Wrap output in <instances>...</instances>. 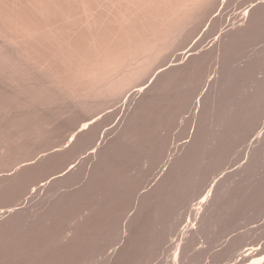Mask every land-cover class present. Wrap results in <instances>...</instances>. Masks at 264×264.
<instances>
[{
    "label": "bare ground",
    "instance_id": "bare-ground-1",
    "mask_svg": "<svg viewBox=\"0 0 264 264\" xmlns=\"http://www.w3.org/2000/svg\"><path fill=\"white\" fill-rule=\"evenodd\" d=\"M221 2H222V4H221ZM221 2H220V0H0V65H2V64L8 65V66H6V67H8V70H9V65L12 66L13 69L16 67V68H18V73H20V74H23L22 72H19V71H22V69H20V67L26 69L27 71H29V70L31 71V72L29 71L30 74H25L26 73L25 72L24 73L25 77H23L24 74L21 77V78H26V75L28 77H30V75H32V77L29 78L30 82H29V79L27 80V78H28L27 77L26 80L29 83H26L25 85H23L21 87L19 86V91H17V88H16L14 96L23 100L27 107H32V109L34 108L33 110H36V111H38V110L39 111L40 110L45 111L46 110V114L43 112H42V114L43 115L48 114L49 116H50V112L54 113V116H55V112L57 113L58 110L61 111L60 113L64 114V115H65V113L72 111L71 115H73V111H75V110L79 111V109L87 110L89 112V114H92V116H93V113H90V112L95 113V109H97L101 106L108 105L113 100L120 99L126 92L130 91L129 93H131L132 88H135V89H134V91H132V93L130 95L125 94L127 99L124 101V105L122 104V106H124L123 107L124 111L127 108V104L132 103L138 97L139 98H141V97L146 98L147 99L146 101H156V102L159 101L160 102V101H162V99H164V97L167 94H169V93H167L168 92V85H169V84H167V82L169 83L170 81H172V83L176 84V81H177L176 78L178 75H180V73H182V75L184 74L185 77H188V79L185 78L186 81L184 80V77L182 78V80H184V81L181 82L182 83L181 86L179 85L180 86V89L178 90L179 92H178V94H175V96L173 95L172 98L174 101H180L181 102L180 110H183V112L188 110V113H189V110L191 109V111L195 110V112H192V113H195V115H196L197 113L199 114V112L203 111L207 117V119L205 120L204 123L201 124V126L198 125L199 126L198 130H195L192 133L191 139L189 141L185 140L184 142H181V144H177L175 142L172 143L171 140H167L163 145H160L158 143V140H160V139H158L159 138V132H160L159 127L160 128L162 127L164 117H166L167 108L169 109L172 107L171 104H169V105L165 106L162 111H160L159 116H156L157 123L155 125L153 123V126H155L154 127L155 129L152 128L153 129L152 130V129H149L148 126H145L149 130V131L146 130L147 133L151 131V134H149L147 136V133H144L145 131H142L143 128H145L144 126L140 127V125H138V126H136L137 128L135 126H133L134 128L132 127L131 129L129 126H128L129 128L124 126L122 131L120 132V130H119L117 137L114 138V140H113V141H115L114 145L112 144V141H111V144L114 147H112L111 144L110 145L106 144L107 147H104L105 146L104 144L107 142L106 140L108 139V136L110 134H112L111 133L112 127L110 128L108 126H110V120L113 118L112 117L113 115L112 116H111V114H109L110 116L106 115V117L102 118L101 120H95V119H93L94 116L92 118V116L89 117L90 115L84 116V118L81 119V122L83 120L82 125L79 126L78 128H76L77 131H75V130L73 131L74 132L72 135L73 139L71 141H69V143H71V144H69L68 147H69V149H73V150H74V148L77 149L76 147H78V146H79V148L81 147L80 149H84V150L86 149L84 153L80 154V155H82L81 158L79 157L80 160L81 159L82 160L83 159L88 160V159L93 158L96 160V162L98 161L99 163L105 164L108 161V159L110 161H112L113 157H114L113 161H116L117 160L116 154H118L120 149L127 151L129 153H130V151H132V153H133V152H135L134 149L136 150L137 147H139L138 149H140L141 147L143 148V146H141V143H142V145H144L146 141H149V144L153 145V146H151L153 149L149 150V151H151L150 152L151 154L149 153L151 156L149 155L150 157L148 158L151 163H149L146 160L149 164H151L150 169H149L150 173L153 172L154 170H157L158 168H160V165L162 163L163 164H162L160 170L157 171V173L155 172V176L153 175L154 176V179L152 180V181H154V183H153L154 186L152 187L153 190H150L148 192L143 191L144 193L138 195L137 200H136L137 201L136 208L141 209L143 211L146 208L150 209L151 207L153 209H155L156 211H158L157 208L158 209L161 208V209H159L158 213L156 211L155 212L153 211L154 212L153 213L152 212L153 209L149 212L150 213L152 212L153 215L155 213H157V215H159V212L163 211L162 214L163 213L164 214L161 216H166V219L167 218L170 219L171 218V215H170L171 211H174L175 210L174 208H176L177 206H180V205L182 206L184 204H189V202L191 201V199H190L191 196L190 195L188 196L189 193L191 194L190 190L192 189V191H194V190L196 191V189L199 187L198 195L202 196L204 194V196L201 197L202 199L200 198L201 200L198 203L200 205L199 209H201V211L198 213V215L200 214V220L203 218V221L201 220V222H202L201 228H203L204 226L208 227L211 225V223H214V222L218 223L217 217L219 215L216 216V214H217L216 212L218 211V213H219L220 207L222 208V206L224 204V200L226 199L227 189L231 185L234 186L235 184H237L238 177H240V178L247 177V179H248L250 174L255 175L254 171H256V170H254V169H255V166H257L256 165L257 161L259 159H260V161H262L264 159V50L262 52L258 51L259 53H262V55L260 54V56H259V54H257L256 59H254V60H256L257 64L259 63L258 69L259 68L261 69V71L258 70L259 73H261V75L259 74L260 75L259 77H256L257 75L254 72L250 77V75H249L250 73H248V71H249L248 69H250V68L245 66L244 69L242 68L244 70V72L238 71L239 73L234 74V75H228L227 74L228 77L229 76L231 77L230 79L232 81H227L229 79L228 77H226L228 79L225 80L224 76H226V74L223 75L222 71H221L222 75H220L221 74L220 70H222V69H220L218 71L220 76H217L218 75L217 74L218 72H217L216 75L214 74L213 77L211 75H208V79L205 81V79H206L205 77H207L206 74L208 72L203 70L204 67L206 65H208V63H210L214 59H221L222 58L226 62L227 56H229V54L231 52L238 49L239 45L243 44L244 42H246V43L249 42L253 37H255V34H258L257 32H259L258 35H261L260 32H262V30H263L262 28H264V0H247V1L240 0L237 4V6H238L237 9L241 10L243 7H244V9H242L234 18L232 17V19H229L228 21L225 20L226 18H224V15H223L224 10H222V9L231 6L232 3L234 2V0H223ZM221 6H223L222 9H221ZM219 11H220V13L217 14V12H219ZM226 11H230V9L226 10ZM206 19H208V22H209V27H208L209 32H207L206 35L209 37H214L213 40H211V41L208 40L209 41L208 44L211 45L209 48L210 50L206 48L207 52L203 51L204 52L203 55H202V53L201 54L199 53L202 51L201 46H202V43H204L206 41V39H205V41L201 42V44H195L194 43L195 45H193L191 47V49L188 48V51H186L187 50V48H186V50L182 51L183 53L182 52L178 53L176 55L175 59L170 61V63L167 62L166 64L159 65L160 62L165 58V56L167 57L168 53L171 52L172 49H174V46L178 45L179 42H181L180 44L183 45L182 41L183 40L187 41L188 38H190V36H192L191 34L187 33L189 28H193V27L195 28L198 24L202 23ZM225 23L227 24V26L222 29V27L224 26ZM198 27H199V25H198ZM198 27H196V28H198ZM228 27H230V30H226ZM262 39H264V38H262ZM262 49H263V47H262ZM256 50H258V49H256ZM253 58L254 57H252V59ZM185 59L188 60V63L186 65H182V63H183L182 60H185ZM180 61H181V63H180ZM244 61H245V59H244ZM250 62H251V60H250ZM256 62H255V64H256ZM14 64H17L18 67H17V65H15V67H14L13 66ZM243 64H245V62ZM245 65H247V64H245ZM251 66H253V65H251ZM4 67L5 66H3V68ZM16 68H15V71L13 69H10V70H12V72L13 71L17 72ZM4 69H6V68H4ZM155 69H156V71H155ZM153 70H154V75H156V78L154 80H152L153 82L151 81L152 84H150L151 82L150 83L148 81L146 82L145 78H148V75ZM23 71H25V70H23ZM3 72L4 71H2V73ZM5 74H7V72ZM8 74H9V72H8ZM151 74L153 75V73H151ZM10 75H6V76L10 77ZM14 75L16 77V73H15V74H12L11 75L12 77L9 79L11 80V84L14 83V85H16L17 83H15V82L17 81L18 78L16 80H14L15 82H13L12 78L14 79V77H13ZM166 75H168V76L166 77ZM182 75H180V76L182 77ZM2 76H5V75L2 74ZM6 76H5V79L8 78V77L6 78ZM17 76H18V74H17ZM164 76L167 79L166 78L164 79ZM180 76H178V79H180L179 78ZM248 76L250 78H252V76L254 77V80L251 81V83H252L251 85L242 87L243 84L242 85L240 84L241 87H239L240 85L237 86L239 83V81L237 83L238 79H240L241 77L244 78V77H248ZM152 77H151V79H152ZM162 79H164V80L162 81ZM10 80L6 81L7 84L10 83ZM23 80H25V79H23ZM19 81H17L18 84L20 83ZM142 81H143V83H142ZM173 81H175V82H173ZM148 83L150 85L147 86ZM11 84H9V85H11ZM23 84H24V82H23ZM166 84H167V86H165ZM14 85H12V86L14 87ZM202 85H204V87ZM245 85H247V82ZM5 86H7V85H5ZM165 87L167 88V92H166ZM169 87H171V85ZM171 88H169V91ZM199 89H201V92L198 93ZM12 90L9 89V92L11 93ZM12 94L13 93L9 94V96H12ZM167 97H168V95H167ZM123 98L124 97H122L121 99H123ZM5 99L7 100L8 98H5ZM10 100L13 101L14 99L12 98ZM10 100H9V102H10ZM21 100H20V102H23ZM16 101H18V100L16 99ZM174 101H172V102H174ZM17 103H16V105H17ZM113 103H115V102H113ZM9 105H11V104H9ZM16 105H13L14 106L13 108H15ZM21 105H23V104L20 103V107H21ZM128 105H130V104H128ZM3 107L6 108L5 110H7L8 113L13 111V109L10 106L9 107L11 108V110H9V111H8L9 108L4 106V104H3ZM22 107H24V105ZM55 107H56V110L58 107H59V109L56 111L54 109ZM25 108L26 107H24V109H23L24 111L26 110ZM101 108H104V107H101ZM101 108H99V109H101ZM120 108H122V107H120ZM0 109L2 110V108H0ZM30 109L31 108H29L28 112L32 111V109L31 110ZM129 109H131V107H129ZM1 110H0V113L2 112ZM23 110H21V109L19 110V108H18L17 111L14 110V112H17V114H20V112L22 111L23 116H21V117H24L26 113H27L28 117H30L28 112L27 111L24 112ZM47 110L49 111V113H47L48 112ZM54 110H55V112H53ZM18 111H20V112H18ZM36 111H32L29 113H34ZM39 111L37 112V114H41L40 113L41 111L40 112ZM81 111H80V113H81ZM148 111H150V114L148 113ZM148 111L147 112L144 111L146 113L144 116L146 117V115H148L147 118L150 119L149 116H154V115L151 114V110L148 109ZM3 112L6 113V111H3ZM100 112H102V111H100ZM137 112L138 111L136 110L135 113L138 115ZM12 113L13 112H11L10 114H12ZM60 113H57V114L60 115ZM74 113L77 114L76 111ZM83 113L86 114V112H83ZM10 114H9V116H10ZM13 114H15V113H13ZM99 114H101V113H99ZM0 115H3V114H0ZM34 115H35V113H34ZM34 115H32V116H34ZM59 115H57V116H59ZM69 115L70 114H68V116ZM137 115H136V117L139 116V115L138 116ZM4 116H6V114ZM54 116L52 115V117H54ZM60 116H62V118H63V115H60ZM39 117H41V116H39ZM173 117L175 118L178 116L176 115ZM48 118H50V117H48ZM57 118H56V121L58 122L59 119L57 120ZM92 119L95 121H93ZM146 119L144 118V121H142L143 123H145L144 125H147ZM149 119H148V122L151 121V120L149 121ZM152 120H154V119H152ZM192 120H193V118H192ZM12 121H14V120H12ZM48 122H51L49 124H52V121L49 120ZM152 122H154V121H152ZM53 124H52V126H53ZM44 125H46V124H44ZM35 126H37V125H35ZM163 126L165 127V125H163ZM31 127H33V126H31ZM139 127H140V129H139ZM44 129H45V127H44ZM259 129H260V131L258 132ZM41 130H40V132H41ZM47 131H49V130H47ZM38 133H39V131H38ZM145 135L147 137H144ZM255 135H256V137L254 138V140L251 142V145H250L251 151H249V153H248L246 163H244L243 166L240 165V167L238 169L236 168L235 170H231V171L227 172L226 174L220 176L224 179V182L223 181L221 182V180H217V181L213 180V182L209 186L210 189L206 193V195L204 193V190H205L204 186L190 180V182L192 181L194 183V184H192L193 185L192 186V185H190V182H188L189 184L187 183L188 179L183 178V177H199V176H201L200 174L202 173V171L204 173H206L205 171H207L208 169H207V167H204L205 166L204 164H206V166H213V164L216 166L215 163L217 161L215 163H213V162L215 160H218V162L220 161L218 158L221 157L220 155H222L223 152L225 153L227 146L230 147L229 145H230L231 140H234V141H232V145H233V144H235L234 142L237 141L238 139H242V140L244 139V141H245V139H248V138L252 139L253 136H255ZM1 136H2V134H1ZM142 139L143 140L145 139V140L143 141ZM163 139H165V138H163ZM17 140H19V139H17ZM141 140H142V142H141ZM137 141H139V142H137ZM178 141H180V140H178ZM135 142L138 145L140 144L141 147L137 146V144ZM146 144L148 145V142ZM65 147H67V146H65ZM116 148H119V149H116ZM149 148H150V146H149ZM64 149L65 148H63L61 150H63L64 152H66L68 150L67 149L65 151ZM138 149L136 150V152L138 151ZM143 149L147 150L148 147L146 149L145 148H143ZM181 149H184V151H183L182 155L178 156L177 153ZM50 150H51V148H50ZM73 150H69V151H73ZM84 150H81V151H84ZM116 150H117V153H115ZM142 150L140 149V151H138L139 153H137V154L139 155ZM63 151H60V152L56 151V152H58L57 153L58 156L60 154L61 155L63 154L65 156V154L68 151L66 153H61ZM149 151H147V153ZM154 151H155V154H154ZM1 152H3V151H1ZM143 152L141 155H143ZM69 153L70 152H68L67 154H69ZM3 154H4V152L2 153V155ZM52 154H56V153H54V151H53ZM57 154H56V157H58ZM2 155H0V156H2ZM41 155H43V153ZM50 156H51V154H50ZM52 156L54 157V155H52ZM47 157H48V155H47ZM53 157H51V158H53ZM117 157H118V155H117ZM146 157H147V155H146ZM37 159H38V157H37ZM173 159H175L176 162H175V165L173 166L174 168L170 169L169 167H167V165H168V163H172ZM76 160H78V159H76ZM46 161L47 160H45L43 163L45 164ZM57 161H58V159H57ZM223 161H224V159H223ZM204 162H206V163H204ZM7 163H8V161H7ZM72 163H74V162H72ZM72 163L69 164L68 166L66 165L67 166L66 168H64V169L62 168V170H60V171L58 170L57 172L53 173L52 176H50V178L48 177V182L42 184V186L38 189L35 188L36 190L34 189V191L32 193L31 192L29 193L31 196L29 198L34 197L35 194L38 192H43V193H41V194H43V196L36 203L32 202V203H34L33 206H31L28 209H24L23 212H26L27 215L20 210L21 214H23V215L25 214L23 217L27 216L28 220H32V221L38 219V221L40 220V223H41L44 220L46 222V220L55 219V218H57V216H60V214L63 213V211H64L63 208L64 207L66 208L67 204L65 203L66 202L65 200H64L65 202L63 201V198H65V196H64L65 193L64 192L61 193V190H60V186L62 185V182H64L65 180H67L69 182L72 180L70 178L78 179L77 177H82V173L76 174V172H78V171L74 172L75 170L72 172L74 174H76V176L70 177V178L66 177L69 174V172H71V170L73 168ZM220 164L218 166H220ZM17 165H20V164H17ZM78 165H79V163H78ZM125 165H126V163H125ZM141 165H143V164H141ZM44 166L45 165H43L42 167H44ZM76 166H77V164H76ZM112 166H113V164H112ZM42 167L40 166V168H42ZM165 167H167V168H165ZM21 169H22V167H21ZM209 169H212V168H209ZM8 172H9V170H8ZM82 172H83V170H82ZM105 172H107V171H105ZM18 173H17V175H18ZM24 173H27V172H24ZM47 174H50V173H47ZM129 175H132V174H129ZM146 175L147 174H144L143 177H145V179H144L145 181H148L150 176L149 175L146 176ZM202 175H204V174L202 173ZM205 175H207V174H205ZM3 177H0V178H3ZM19 177H21V176H19ZM30 177H32V176H30ZM201 177H203V176H201ZM6 178L4 177V179H0V186L5 184L4 181L7 180V182H8L9 180L10 181L12 180V178L10 179V177L7 179ZM240 178H239V180H240ZM259 179H258V181H259ZM16 180H17V184L19 182L22 183L21 181L25 182V179L23 180L22 177L20 179L21 181L19 180V182H18V178H16ZM87 180H88V178H87ZM251 180H253V178ZM7 182H6V184H7ZM196 182H198V181H196ZM20 183H19V185H21ZM25 183H23V185H25V186H23V185L22 186L25 188L26 187L28 188L29 187L28 185H30V183H32V182H30V180H29L26 184ZM239 183L240 182H238V184ZM204 184H206V183H204ZM83 186H84V184H83ZM206 186H208V185H206ZM11 187L13 188V186H11ZM61 187H63V186H61ZM102 187H103L104 191L101 190ZM102 187H101V189H99V191L101 190V192H104L103 193L104 195L110 191L112 192V190H105L104 189L105 187L104 186H102ZM25 188H21V190H19L18 192L23 191ZM111 188H113V186ZM239 188H241V187H239ZM108 189H110V188H108ZM122 190H124V189H122ZM125 191H124V193H125ZM23 192H26V190H24ZM97 192H98V190H97ZM97 194H99V192ZM97 194L94 196H97ZM114 194H115V192H114ZM195 194H197V192ZM100 195H102V193ZM128 195H130V194H128ZM94 196H93V198H95ZM35 197H37V196H35ZM89 201H91V200H89ZM63 202L65 203V205ZM141 203H142V205H141ZM263 203H264V201H263ZM88 204L89 203H87L86 207H82L83 209L81 208L79 215L77 214L78 215L77 218L81 221L90 217L92 215V213L95 211L94 210L95 206H97L96 204H92V203L89 205ZM101 204H102V202H101ZM109 204H111V203H109ZM147 204L151 207L149 208ZM146 205H147V207H146ZM93 206H94V208H93ZM170 208H172L171 211H170ZM224 210H225V208H224ZM222 211H221V213H222ZM12 212H14V210ZM149 212H148V214H150ZM5 213H7V212H5ZM124 214H122V215H124ZM142 214H143V212H142ZM133 218L134 217H132V219ZM162 218L164 220V217H162ZM74 220H73V222H74ZM128 221H129V218H128ZM14 222H16V221H14ZM110 223H112V225ZM110 223L107 222L104 225L105 227L102 225L101 229H103L105 236L110 231H112L113 226L115 225V224L113 225L112 221ZM200 223H199V225H200ZM45 224H47V223H44L43 225H40L37 228L34 225V227L36 228L35 231L39 232L40 234L44 233L46 231L45 226H44ZM95 224H98L99 227H101L100 221H99V223H95ZM121 224H122V222H121ZM68 225H67V227L66 226L61 227L59 230L57 229V231H55L53 233V235L51 237H49L47 240H46V238H44L43 242L40 239V240H37L39 243H36L37 241L35 243H28L30 245V246L27 245V246H29L28 248H27V246L25 247L26 244H24V246L21 247V245H23V243H24V242L22 243L21 241H20V243H15V244L10 243V245L7 246L6 248L11 250V251H14V249L16 250L17 248L19 249L18 246H20L21 249L24 247L26 248V252L24 251L25 248L22 249L23 251L21 249H19L23 252L22 253L21 251H19V254L21 253L23 258H25L24 261H22V262L20 261V263L18 262L19 264H45V263L50 264L47 261L50 259L49 257L52 258V255L54 256V254H55L54 252H55L56 248H58L60 250L63 249V247L61 248V246L59 247L58 245H63L64 243H66V244L69 243L71 240L76 239V236L79 233V232H77V229L75 228L76 226L74 227L73 225L72 226L71 225L68 226ZM98 225H93V226H95V228H96ZM87 226H91V225H87ZM93 226H91V228H93ZM126 226H128V225H126ZM155 226H156V224H155ZM99 227H97V228H99ZM160 227H163V226H160ZM194 227L198 229V225H197V227L193 226L192 229L189 228L191 230L188 229L190 231L191 237H193V240H191L190 242L188 241L189 242L188 245L186 247H184L186 249L193 248L192 246L195 244L194 242H196V239H195L196 235H198V237H199V235L201 234L200 232L203 231L201 229H198L199 231L197 229H195V231H192ZM22 228H24V227H22ZM114 228L117 229L118 232L120 231L118 229V227L116 228V226H115ZM22 230H24V229H22ZM204 230H207V229H204ZM91 231H92V229H91ZM127 232H129V231H127ZM12 233H13V231H12ZM186 233H188V231ZM3 234H4V232H3ZM15 234H16V232H15ZM80 234H82V233H80ZM104 234H103V236H104ZM86 235H84L86 237L85 241L89 238L88 237L89 235L88 234H86ZM121 235H123V234H121ZM121 235L119 233V236H121ZM158 235H160V234H158ZM158 235L156 234L157 237H158ZM11 237L8 236V238H11ZM79 237L81 238V236H79ZM191 237H190V239H192ZM205 237H206V235H205ZM218 237H219V235H218ZM113 238H115V237H113ZM116 238L118 239V237H116ZM184 238H186V237H184ZM209 238H211V237H209ZM81 239H79V241H78V242H80V245H81L82 241L84 240V238H83V240H81ZM89 239H90V241H89ZM89 239L86 242L87 243L90 242L93 244V242H91V240H93V239L92 238H89ZM109 239H111V238H109ZM22 240H24V239H22ZM85 241L82 244H84ZM181 241H179V242H181ZM217 241H215V242H217ZM31 244H33V245H31ZM179 244L176 246H178V248L180 249ZM184 244H186V243H184ZM203 244H205V242ZM4 246H6V245H4ZM56 246H58V247H56ZM176 246H175V248H177ZM95 247H96V245H95ZM60 250H58V251H60ZM174 250H176V249H174ZM204 251H207V250H204ZM17 253H18V251H17ZM192 253H194V252L192 251ZM21 254L18 256H21ZM25 254H27V255H25ZM49 254H50V256H48ZM178 254H179V252H178ZM172 255H174V254H172ZM185 255H186V253H185ZM197 255H198V253H197ZM47 256L49 258L48 260L46 259ZM178 256L176 255V257H178ZM44 257H46L45 259L47 261L44 259ZM180 257H181V255H180ZM180 257L177 258V260L180 259ZM215 257H216V255H215ZM65 261H67V260H65ZM263 262L264 261L257 259V261L256 262L254 261L252 264H264ZM192 263H193V261H192ZM13 264H16V262Z\"/></svg>",
    "mask_w": 264,
    "mask_h": 264
},
{
    "label": "rangeland",
    "instance_id": "rangeland-1",
    "mask_svg": "<svg viewBox=\"0 0 264 264\" xmlns=\"http://www.w3.org/2000/svg\"><path fill=\"white\" fill-rule=\"evenodd\" d=\"M221 1H223V0H220V2ZM239 1L240 0H234L232 5L227 7V8H223L222 9L223 6H221V9L224 10V12L223 11L222 12H223L224 18H226L225 19L226 21H228L229 19H232V17L234 18L242 9H244V7L241 10L237 9L238 8L237 4H238ZM244 1H247V0H244ZM221 4H222V2H221ZM229 9H230V11H226V10H229ZM219 13H220V11L217 12V14H219ZM198 25H199V27H198ZM198 25L196 26L198 28H196V27L194 28L193 27L194 29L193 28H189L188 29L187 33L191 34L192 36H190V38H188L187 41L183 40L182 41L183 45L180 44L181 42H179L178 45L174 46V49H172L171 52L168 53L167 57L165 56V58L160 62L159 65L166 64L167 62L170 63V61L175 59V57H176V55L178 53H181L183 50H186V48H187L186 51H188V48L191 49V47L193 45L201 44V42L205 41V39H206V41L204 43H202V46H201L202 51L201 52L198 51V52L200 54L202 53V55H203V53H204L203 51H206L207 49L210 48L211 45H209L208 43H209V41L213 40L214 37H209V36L206 35V33L209 32L208 31V29H209L208 28L209 27L208 19L204 20L202 23H200ZM226 26H227V24L225 23L224 26L222 27V29L225 28ZM230 27H228L226 30H230ZM262 29H263L262 32H260L261 35H258L259 32H257L258 34H255V37H253L249 42H247V43L244 42L245 44L243 43V44L239 45L238 49H236L235 51L231 52L229 54V56H227L226 62L221 58L222 60L221 59H214L213 61L208 63V65H206L204 67V69H203V70L208 72L206 74L207 77H205L206 78L205 81L208 79V75H211L213 77L214 74L216 75V73L220 69H222V70H220V73L222 71L223 75L226 74V76H224L225 80H227L229 78L227 81H232L230 79L231 77L230 76L228 77V75H234V74H237V73L242 72V71L244 72L243 69H244L245 66L250 68V69H248L249 70L248 73H250L249 74L250 77L253 74V72L257 75L256 77H259L261 75V73H259V71H261V69L260 68L258 69L259 63L257 64L256 60H254V59H256L257 54H259V56H260V54L262 55V53H259V52H262L264 50V39H262V38H264V28H262ZM262 47H263V49H262ZM256 49H258V50H256ZM252 57H254V58L252 59ZM244 59H245V61H244ZM250 60H251V62H250ZM182 62H183L182 65H186L188 63V60L185 59V60H182ZM244 62L247 65L243 64ZM255 62H256V64H255ZM180 63H181V61H180ZM2 65L5 66L4 68H6L7 70L4 69ZM2 65H0L1 66L0 67V69H1L0 70V73H1L0 74V97H1L0 98V103H1L0 104L1 105L0 108H2V110L0 109L2 111L0 114H3V115H0V155H2L3 152H4V154L2 156H0V165H1L0 166V177H3V176L5 178L6 177L7 178L10 177V179L12 178V180L11 181L9 180L8 182H7V180L4 181L5 184L0 186V236H1L0 237V264L1 263L2 264H13L15 262H16V264H19L20 261L22 262V261L25 260V258H23L21 253L20 254H21L22 257L18 256V255H20L19 251H21L27 245H29L28 243H35L37 240H40V239L43 242L44 238H46V240H47L49 237H51L53 235V233L55 231H57V229L59 230L61 227H65V226L67 227L68 224H69L68 226H70V225L71 226L73 225L74 227L76 226L75 228L77 229V232H79V233L76 236V239L71 240L67 244L64 243L63 245H58L59 247L61 246V248L63 247V249L60 250V249L56 248V250L58 249L60 251H58V250L56 251L55 250L54 256L52 255L53 253L51 254L52 258L51 257H49L50 259L48 258V256H50V254L47 256V258L44 257V259L45 258L47 260L49 259L48 261L46 259L45 260L47 262H49L50 264H85V263L86 264H108V263L109 264H134V263L135 264H173V263L174 264H181V263L182 264H190V263L191 264H252L254 261L256 262L257 259L258 260L260 259V260L264 261V203H263V201H264V159L263 160L261 159L262 161H260V159L257 161L258 164L256 163L257 166H255V169H254V170H256V171H254L255 175H253V174L251 175L250 174L248 179H247V177H242V178L238 177V182H240V183L238 184V182H237V184H235L234 186L231 185L227 189L226 199L224 200V204H223L224 207L223 206H222V208L220 207L219 213H218V211L216 212L217 213L216 216L219 215L217 217V219H218L217 222L218 223H216V222L211 223V225L213 227L211 225L208 226V227L204 226L203 228L207 229V230H204L203 228H201V226H202L201 225L202 224L201 220L203 221V218L200 220V214L198 215V213L201 211V209H199L200 205L198 203L202 199L201 197L204 196V194L202 196L198 195L199 187L196 189V191L195 190L192 191V189L190 190L191 194L189 193L188 196L189 195L191 196V198H190L191 201L189 202V204H184L182 206L181 205L177 206L176 208H174L175 209L174 211H171V209L173 207L170 208V211H171V214H170L171 218L170 219L169 218L166 219V216H161V215L164 214V213L162 214L163 211L159 212V215H157L159 209H161V208H159V209L157 208L158 211H156L155 209H153L148 204H147L148 207L149 208L151 207L150 209L146 208L147 210L145 209L144 211L141 210V209H137L136 208V203H137L136 200H137L138 195H140V194H142L144 192H148L150 190H153L152 187L154 186V184H153L154 181H152V180L154 179L155 172L157 173V171L160 170V168H161V166L163 164L162 163L160 165V168H158L157 170H154L153 172L150 173L149 169H150V165L151 164H149V163H151V162L149 161L148 158L151 156L150 155L151 151H149V150L153 149L151 147L153 145L149 144V141H146L144 145H142V143H141V146H143V148L146 149L148 147L147 150H144L140 146V144L138 145L135 142L137 144V146L141 147L140 148L141 150L143 149L139 155L137 153H139L138 151H140V149H138L139 147H137V146L136 147H137L138 151L136 152L137 149L136 150L134 149L135 152H133V153H132V151H130V153H129L127 151H124V150L120 149L121 151L119 150L118 154H116L117 160L113 161L114 160V157H113L112 161H110L108 159V161L105 164L104 163H99L98 161H97L98 162L97 163L96 160L93 159V158L92 159H88V160L87 159L86 160L85 159H83V160L81 159L82 160L81 161L80 158H81L82 155H80V154L84 153L86 149L85 150L84 149H80L81 147L79 148V146L76 147L77 149L74 148V150L73 149H69L68 146H69V144H71V143H69V141H71L73 139L72 138L73 137L72 135L74 133L73 131L74 130L77 131L76 128H78L79 126L82 125L83 120L81 122V119H83L84 116H89L90 115L89 117H91L92 114H89V112L87 110L79 109V111L75 110L77 112V114L74 113L75 111H73V115H71L72 111H70V112H67L70 115L68 116V114L65 113V115L67 114L65 116L64 114L60 113L61 111L58 110L59 107L57 108V110L59 112L56 110V107L54 109L57 111V113H60V115H63V118H62V116L57 114L55 112V110L53 111V112H55V116H54V113H52V112H50V116L48 114H47L48 116L47 115H43L42 112L46 114V110L45 111L44 110L43 111L40 110L41 112L38 110L41 114H37L38 111L33 110L34 108L32 109V107H27L23 100H21V99L17 98L16 96H14L16 88H17V91H19V86L21 87V86L25 85L26 83L30 82L29 78L32 77V75H30V77H28L26 75V78L28 77L27 80L29 79V82L26 80V78H21L22 75L25 72H26L25 74H30L29 73L30 70L27 71L26 69H24V68L19 66L20 69H22V71H19V72L23 73V74H20V73H18V68L15 67V65H17V64L13 65L16 68L17 72H14L15 68L13 69V67L10 66V65H9V70H8V67H6L8 65H6V64L5 65L2 64ZM251 65H253V66H251ZM17 67H18V65H17ZM10 69H13L14 71L12 72V70H10ZM156 69H155V71H156ZM23 70H25V71H23ZM2 71H4V72L2 73ZM6 72H7V74H5ZM8 72H9V74H8ZM15 73H16V77L14 75L13 76L14 79L12 78V80H13V82H15L14 80H16L17 78H18L17 81L20 80L19 84H18L17 81L15 82V83H17L16 85L18 87L16 85H14V83L11 84V80L9 79V78L12 77L11 75L15 74ZM151 73H153V75ZM151 73L148 75V78H145L146 82L148 81L150 83L152 80H154L156 78V75H154V70ZM222 73L220 75H222ZM2 74H4L5 76L6 75H10V74L11 75H10V77L6 76V78L7 77L8 78L5 79V76H2ZM17 74H18V76H17ZM25 74H24L23 77H25ZM217 74H218L217 76H220L219 72ZM180 75H182V73H180ZM180 75H178V76H180ZM183 75H182V77L181 76L179 77L180 79H178V76H177L176 84L172 83V81H170L172 84L170 82L169 83L167 82V84H169L168 85V92H167V88L166 87H165V89H166V92L169 93V94H167L168 97L166 95L164 97V99H162V101H160V102L159 101L158 102H156V101H146L147 100L146 98H142V97L139 98L138 97L136 100H134L132 102L133 104L132 103H128L131 106L127 104V108L124 111V109H123L124 106H122V104L124 105V101L127 99L126 95L127 94L130 95L132 93V91H134L135 88H132L131 89V93H129L130 92L129 91V92L125 93L126 95L124 94L122 96V97H124L123 99H121L122 98L121 97L120 99L113 100L108 105L101 106V107H104V108L99 107L101 109H99V108H97L98 110L95 109V113L94 112H90V113H93L94 118H93V116H92V118L95 119V120H101L102 118H105L106 115L110 116L109 114H111V116L113 115L112 116L113 118L111 117L112 119L110 120V126H108L110 128L112 127V130H111L112 134H110L108 136V139L106 140L108 143L105 141L106 143L104 144L105 145L104 147H107L106 144L110 145L111 141H112V144L114 145V142H115V141H113L114 138L117 137V134L119 133V130L121 132L124 126L127 127V128L130 127V129H131L133 126L136 127V126L140 125V127L141 126L142 127L143 126L144 127L148 126L149 129H152V128L155 129L154 128L155 126H153V123H154V125L157 123L156 116H159L160 111H162L163 108L165 106L169 105V104H171L172 107L169 108V109L167 108L166 117H164V121L162 123V127L161 128L159 127L160 132H159V138L158 139H160V140H158V143L160 145H163L167 140H171L172 143L175 142L177 144H181V142H184L185 140L189 141L191 139L192 133L195 130H198V127H199L198 125L201 126V124L205 122L207 117H206V114L203 111L199 112V114L197 113L196 115H195V113H192V112H195V110L191 111V109L189 110V113H188V110L183 112V110H180L181 102L173 100V98H172L173 95L175 96V94H178V92H179L178 90L180 89V86L182 85L181 82L184 81V80L186 81V79H188V77H185V75L184 76ZM167 76L168 75H166V77ZM253 76H252V78H250L249 76L248 77H244V78L241 77L240 79L237 80V83L239 81L237 86H239L240 84L241 85L243 84L242 87L251 85L252 84L251 81L254 80ZM151 77H152V79H151ZM166 77L164 76V79ZM183 77H184V80H182ZM226 77H228V78H226ZM23 79H25V80H23ZM164 79H162V81ZM7 80H10V83L7 84V82H6ZM21 80L24 82V84H23V82ZM143 81H142V83H143ZM152 82L150 84H152ZM173 82H175V81H173ZM246 82H247V85H245ZM149 83L147 84V86L150 85ZM9 84H11V85H9ZM167 84L165 86H167ZM5 85H7V86H5ZM12 85H14V87ZM170 85H171L172 88L169 87ZM241 85L239 87H241ZM202 86L204 87V85H202ZM8 88L10 90L13 89L11 91V93H13L12 94L13 97L9 96V94H11V93L9 92ZM169 88H171L170 91H169ZM199 92H201V89H199L198 93ZM5 98H8V99L6 100ZM12 98L14 99L13 101L10 100ZM16 99L18 101H16ZM9 100H10V102H9ZM20 100L23 101V102H20ZM172 101H174V102H172ZM113 102H115V103H113ZM16 103H17V105H16ZM20 103L23 104L24 107H26L25 111L28 112L29 108H31L32 111H36V112H34L35 115H34V113H29V112H32V111H29L28 114H29L30 117H28L27 113L26 114L24 113L25 116L21 117V116H23L22 111L21 112L18 111V112H20L21 115L17 114V112H14V110L17 111L18 108H19V110L20 109L21 110L24 109V107H22L23 105H21V107H20ZM3 104H4V106L9 108L8 111L11 110V108H12L13 111H11V112H13L15 114L12 113L13 114L12 115V114H10L11 112L8 113L7 110H5L6 108L3 107ZM9 104H11L12 106L9 105ZM13 105H16V107L13 108L14 107ZM120 107H122V108H120ZM129 107H131V109H129ZM148 109L151 110V114L154 115V116H149L150 119L147 118L148 115H146V117L144 116L146 114L145 112H147ZM136 110L138 111L137 113H138L139 116L135 113ZM3 111H6V113H4ZM80 111H81V113H80ZM100 111H102V112H100ZM83 112H86V114L83 113ZM47 113H49V111ZM99 113H101V114H99ZM148 113L150 114V111H148ZM5 114H6V116H4ZM9 114H10V116H9ZM31 114L34 115V116H32ZM56 114L59 115V116H57ZM52 115L54 117H52ZM136 115L138 117H136ZM176 115L178 117L174 118L173 116H176ZM39 116H41V117H39ZM48 117H50V118H48ZM56 118H57V120L59 119L58 122L56 121ZM144 118L145 119L147 118L146 119L147 125H144L145 123L142 122V121H144ZM192 118H193V120H192ZM148 119H149V121L150 120L151 121L148 122ZM152 119H154V120H152ZM12 120H14V121H12ZM49 120L52 121V124L54 123L53 126H52V124H49V123H51V122H48ZM95 120H93V121H95ZM152 121H154V122H152ZM44 124H46V125H44ZM35 125H37V126H35ZM163 125H165V127ZM31 126H33V127H31ZM43 126L45 127V129H44ZM140 127H139V129H140ZM148 128L145 127V128H143L142 131H145L144 133H147L146 130H148ZM46 129L49 130L50 132L47 131ZM40 130H41V132H40ZM38 131H39V133H38ZM259 131H260V129L258 130V132ZM1 134H2V136H1ZM149 134H151V131L147 133V136ZM147 136L145 135L144 137H147ZM162 137L165 138V139H163ZM255 137H256V135L253 136L252 139H249V138L245 139V141H244V139L243 140L242 139H238L239 141L236 139L237 141L234 142L235 143V144H233L234 146L232 145V141H234V140H231L230 145H229L230 147L227 146L225 153L223 152L222 155H220L221 157L218 158L220 161L218 162V160H215L213 162V163H215L216 161L218 162V163L217 162L215 163L216 166L214 164H213V166H206V164H204L205 165L204 167H207L208 170L205 171L206 173H204L203 171H202V173L204 175L205 174H207V175L204 176L201 173L200 175L203 176V177L199 176V177H183V178L188 179L187 183L190 182V180H192L193 182L199 183L202 186H204L205 187L204 193L206 195V193L210 189L209 186L213 182V180H215V181L221 180V182L222 181L224 182V179L222 177H220V176L226 174L227 172H229L231 170H235L236 168L238 169L240 167V165L243 166V164L246 163L247 157H248V153H249V151H251L250 150L251 142L254 140ZM17 139H19L20 141L17 140ZM142 140H141V142H142ZM178 140H180V141H178ZM137 142H139V141H137ZM147 142H148V145L146 144ZM113 145H112V147H114ZM65 146H67L68 148L65 147ZM149 146H150V148H149ZM50 148H51V150H50ZM63 148H65L64 149L65 151L68 149L67 151L70 152V153L67 154L68 153L67 151H66L67 152L66 153L63 150H61ZM116 149H119V148H116ZM69 150H73V151H69ZM81 150H84V151H81ZM1 151H3V152H1ZM53 151L56 154L58 152H60V151H63L61 153H66L67 155L65 154V156H64L63 154L62 155L60 154L61 156L59 155L60 156L59 157L58 154H57L58 157H56V154H52ZM56 151H58V152H56ZM147 151H149V152L147 153ZM183 151H184V149H181L177 153V155L178 156L182 155ZM142 152H143V155H141ZM42 153H43V155H41ZM115 153H117V150H116ZM50 154H51V156H50ZM154 154H155V151H154ZM47 155H48V157H47ZM52 155H54V157ZM117 155H118V157H117ZM146 155H147V157H146ZM37 157H38V159H37ZM51 157H53V158H51ZM57 159H58V161H57ZM76 159H78V160H76ZM223 159H224V161H223ZM45 160H47V161L44 164L43 162ZM7 161H8V163H7ZM72 162H74V163H72ZM175 162H176L175 159H173L172 163H168L167 167H169L170 169H173L174 168L173 166L175 165ZM71 163L73 164V166H72L73 168H72L71 172L74 171V170H75L74 172L78 171V172H76V174L77 173H82V177H77L78 179L70 178V177L76 176V174H74L73 172L72 173L69 172V174L66 177H69L72 180L69 181V182L67 180L62 182L61 186H63V187L60 186V190H61V193L62 192L65 193L64 194L65 198H63V201L65 200L66 202L65 201L64 202L67 204L66 208L65 207L63 208L64 209L63 213L60 214V216H57V218H55V219L46 220V222L43 219L44 221L41 222L42 224L40 223V220L38 221V219L32 221V220H28L27 216H25L26 218L23 217L26 214V212H23L24 209H28L31 206H33V204L36 203L43 196V194H41L43 192H38V193L35 194V196H37V197L34 196L32 198H29V197H31L29 193L30 192L32 193L35 188L36 189L40 188L42 186V184L48 182V177L50 178V176H52L53 173L57 172L58 170L59 171L62 170V168L63 169L66 168ZM78 163H79V165H78ZM125 163H126V165H125ZM204 163H206V162H204ZM17 164H20V165H17ZM76 164H77V166H76ZM112 164H113V166H112ZM141 164H143V165H141ZM219 164H220V166H218ZM43 165H45V166L42 167ZM40 166L42 168H40ZM21 167H22V169H21ZM167 167H165V168H167ZM80 168L83 170V172H82V170ZM209 168H212V169H209ZM8 170H9V172H8ZM105 171H107V172H105ZM16 172L17 173L19 172L18 175H17ZM24 172H27V173H24ZM47 173H50V174H47ZM129 174H132V175H129ZM144 174H147V175L150 176L148 181L144 180L145 179V177H143ZM19 176H21L23 178V180L25 179L26 183L29 180H30V182H32V183H30V185H28L29 189L27 187H26L27 189L25 187H23V186H25V185H23V183H25V182L21 181L20 180L21 177H19ZM30 176H32V177H30ZM4 177L0 178V179H4ZM16 178H18V182H19V180L22 182V183L19 182L21 185H19V183L17 184ZM87 178H88V180H87ZM239 178H240V180H239ZM252 178H253V180H251ZM258 179H259V181H258ZM192 181L190 182V185L194 184ZM196 181H198V182H196ZM6 182H7V184H6ZM204 183H206V184H204ZM83 184H84V186H83ZM101 185L105 187L104 188L105 190H112V192L110 191V192H108L107 194L104 195L103 194L104 192H101V190L104 191L103 187ZM206 185H208V186H206ZM11 186H13V188ZM112 186H113V188H111ZM101 187H102V189H101ZM107 187L110 188V189H108ZM239 187H241V188H239ZM21 188H25L24 190H26V192H23L24 190L21 191V192H18L19 190H21ZM99 189H101V190L99 191ZM122 189H124V190H122ZM97 190H98L99 194H97L98 193ZM124 191H125V193H124ZM100 192L102 193V195H100L101 194ZM114 192H115V194H114ZM196 192H197V194H195ZM96 194H97V196H94ZM128 194H130V195H128ZM93 196L95 198H93ZM89 200H91L92 202L89 201ZM32 202H34V203H32ZM101 202H102V204H101ZM65 203H64V205H65ZM87 203L96 204L97 206H95V208L93 206L95 211L90 216L91 218L88 217L87 219L81 221L77 217H78V215H79V213L81 211V208L82 207H86ZM109 203H111V204H109ZM141 205H142V203H141ZM147 205H146V207H147ZM224 208H225V210H224ZM13 210H14V212H12ZM20 210L23 213H25V214L24 215L21 214ZM151 210H152V212L156 211L157 213H155L153 215L154 212L153 213L149 212ZM221 211H222V213H221ZM5 212H7V213H5ZM142 212H143V214H142ZM148 212L150 214H148ZM14 213L15 214L17 213V214L15 215ZM122 214H124V215H122ZM132 217H134L133 218L134 220L132 219ZM162 217H164V220H163ZM128 218H129V221H128ZM73 220H74V222H73ZM14 221H16V222H14ZM99 221H100V226L101 227H99L98 224H95V223H99ZM106 221L108 223H110L112 221L113 225L114 224L115 225L113 226L112 231H110L105 236L104 231L101 228H102V225L104 226L107 223ZM43 222L47 223V224L44 225L46 231L44 233L40 234L39 232H36L35 230L40 225H43L44 224ZM121 222H122L123 225L121 224ZM198 222L199 223L201 222L200 225H199ZM92 224L93 225H98L97 227H99V228H97V227L95 228V226H93ZM110 224L112 225V223H110ZM155 224H156V226H155ZM34 225H35L36 228L34 227ZM87 225H91V226H93V228H91V226H87ZM126 225H128V226H126ZM197 225H198V229H201L203 231L200 232L201 234L199 233L200 234L199 237H198V235H196V238H195L196 242H194L195 244L192 246L193 248H190V249L184 248V247H186L188 245V243L191 240H193V237H191V234H190L189 230H191L193 226L197 227ZM115 226H116V228L118 227V229L120 230L119 232L117 231V229L114 228ZM160 226H163V227H160ZM22 227H24V228H22ZM189 228H191V229H189ZM22 229H24V230H22ZM91 229H92V231H91ZM195 229H197V228L194 227L192 231H195ZM12 231H13V233H12ZM127 231H129V232H127ZM187 231H188V233H186ZM3 232H4V234H3ZM15 232H16V234H15ZM80 233H82V234H80ZM119 233H120V235L121 234H123V235L119 236ZM86 234L89 235L88 236L89 238L93 239V240H91V242H93V244L89 242L90 239L88 237L87 238L89 239V241H88L89 243L86 242L88 239L85 241L86 237L84 235H86ZM103 234H104V236H103ZM156 234L157 235L160 234V235H158V237H157ZM205 235H206V237H205ZM218 235H219V237H218ZM8 236L9 237L12 236V237L8 238ZM79 236H81L82 239ZM113 237H115V238H113ZM116 237H118V239L119 238L120 239L118 240ZM184 237H186V238H184ZM190 237L192 239H190ZM209 237H211V238H209ZM83 238H84V240H83ZM109 238H111V239H109ZM22 239H24V240H22ZM79 239L83 240L82 243L84 241H85V243L84 244L81 243V245H80V242H78ZM20 241L22 243L24 242L23 245H21L22 243L20 244L21 247H23L24 244H26L25 247L22 248V249H21L20 246H18L19 249H21V250H19L17 248L16 250L14 249V251H11V250L6 248L7 246L10 245V243H14V244L15 243H20ZM179 241H181V242H179ZM203 241L205 242V244H203L204 243ZM215 241H217V242H215ZM199 242L200 243L202 242V243L200 244ZM36 243H39V242L37 241ZM184 243H186V244H184ZM178 244L180 245L179 246L180 249L178 248V246H176ZM4 245H6V246H4ZM31 245H33V244H31ZM95 245H96V247H95ZM29 246H27V248ZM58 246H56V247H58ZM175 246L177 248H175ZM173 248L176 249V250H174ZM204 250H207V251H204ZM17 251H18V253H17ZM24 251L26 252V248L24 249ZM192 251L194 253H192ZM178 252H179V254H178ZM185 253H186V255H185ZM197 253H198V255H197ZM172 254H174V255H172ZM25 255H27V254H25ZM176 255L177 256L179 255V256L176 257ZM180 255H181V257H180ZM187 255L188 256L190 255V256L188 257ZM215 255H216V257H215ZM179 257H180V259L177 260V258H179ZM65 260H67V261H65ZM192 261H193V263H192ZM45 264H47V263H45Z\"/></svg>",
    "mask_w": 264,
    "mask_h": 264
}]
</instances>
